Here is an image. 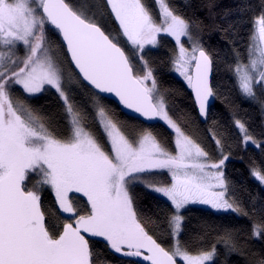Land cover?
<instances>
[{
	"label": "snow or ice",
	"instance_id": "1",
	"mask_svg": "<svg viewBox=\"0 0 264 264\" xmlns=\"http://www.w3.org/2000/svg\"><path fill=\"white\" fill-rule=\"evenodd\" d=\"M0 264H264V0H0Z\"/></svg>",
	"mask_w": 264,
	"mask_h": 264
},
{
	"label": "trees",
	"instance_id": "2",
	"mask_svg": "<svg viewBox=\"0 0 264 264\" xmlns=\"http://www.w3.org/2000/svg\"><path fill=\"white\" fill-rule=\"evenodd\" d=\"M220 2H221L222 4H227V3L230 2V0H220ZM237 166H239V165H237ZM229 167L231 168L232 165H230Z\"/></svg>",
	"mask_w": 264,
	"mask_h": 264
}]
</instances>
